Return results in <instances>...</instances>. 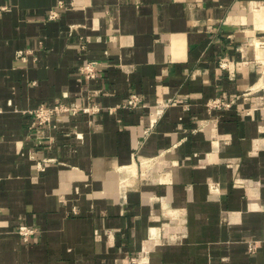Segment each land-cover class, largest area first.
<instances>
[{
  "label": "crops",
  "instance_id": "crops-1",
  "mask_svg": "<svg viewBox=\"0 0 264 264\" xmlns=\"http://www.w3.org/2000/svg\"><path fill=\"white\" fill-rule=\"evenodd\" d=\"M262 97L264 0H0V264H264Z\"/></svg>",
  "mask_w": 264,
  "mask_h": 264
},
{
  "label": "built area",
  "instance_id": "built-area-1",
  "mask_svg": "<svg viewBox=\"0 0 264 264\" xmlns=\"http://www.w3.org/2000/svg\"><path fill=\"white\" fill-rule=\"evenodd\" d=\"M64 2L60 1L57 3V5L49 12L48 20H57L60 15L61 11L65 8ZM17 57L21 60L24 59V55L22 53H19ZM98 64L96 62L88 63L87 65L83 66L79 71L81 76L86 78L87 80H94L96 78ZM219 67L223 70H226L228 68V62L226 59H222L219 62ZM260 101H262L259 105L264 106V97L260 98ZM215 105H221V102H214ZM122 108L125 109H137L141 108V99L139 96L133 95L131 96L122 106ZM162 107H159L156 110V114L159 115L162 112ZM264 109V108H263ZM101 110L97 107L92 108H83L79 107L76 103H65L63 101L57 100L55 101L54 105L52 107H46L41 106L35 111L30 112V114L33 117V123L31 125V129H39V128H47L50 127L54 120H57L63 116H78L80 114H96L99 113ZM2 110L0 109V113ZM110 113L113 112V110H109ZM37 168L43 170V165L40 163H37ZM76 214V212H75ZM18 234L22 238L24 242H30V240L33 238L35 234V230L21 226L18 228ZM255 244L251 245V250L255 249Z\"/></svg>",
  "mask_w": 264,
  "mask_h": 264
}]
</instances>
